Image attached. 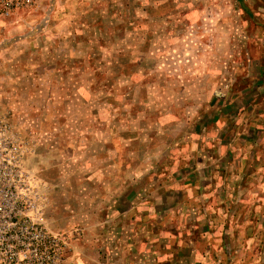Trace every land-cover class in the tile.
Wrapping results in <instances>:
<instances>
[{"label": "rangeland", "instance_id": "rangeland-1", "mask_svg": "<svg viewBox=\"0 0 264 264\" xmlns=\"http://www.w3.org/2000/svg\"><path fill=\"white\" fill-rule=\"evenodd\" d=\"M94 1L0 20V119L19 137L34 219L70 233L64 264H264L254 148L201 176L185 144L193 94L247 67L225 123L253 118L243 145L259 134L264 0Z\"/></svg>", "mask_w": 264, "mask_h": 264}, {"label": "built area", "instance_id": "built-area-1", "mask_svg": "<svg viewBox=\"0 0 264 264\" xmlns=\"http://www.w3.org/2000/svg\"><path fill=\"white\" fill-rule=\"evenodd\" d=\"M40 0H0V20L30 11ZM19 137L0 119V264H64L70 233L34 219L29 175Z\"/></svg>", "mask_w": 264, "mask_h": 264}, {"label": "crops", "instance_id": "crops-1", "mask_svg": "<svg viewBox=\"0 0 264 264\" xmlns=\"http://www.w3.org/2000/svg\"><path fill=\"white\" fill-rule=\"evenodd\" d=\"M44 1L43 8L45 13L52 16L55 12L57 16L64 17L73 16L77 9L82 10L90 5L94 0H42ZM95 2V1H94ZM42 7V6H41ZM56 18V17H55ZM51 20V19H50ZM257 39V37H256ZM249 61L253 64L261 59L253 58L248 52ZM244 72V73H243ZM250 69L248 67L242 71L241 69L229 70L230 80L223 84L220 80L207 81L206 86L194 95V133L190 134V138L185 144H193L191 153L189 151V157L194 163V167L201 176V168L205 166L218 167L216 163H222L223 161H230L229 157L232 154H239L238 158L242 161L249 160L254 157L250 155L248 157V150L253 149L255 152L256 161L264 164V107L261 105L255 106L254 111L258 116L259 134L253 138L251 135L246 137L244 145L241 138V127H246L250 120H246V123L239 124L235 128L231 127V124L227 125L225 120L228 119V114L236 112L240 105L244 102V95L248 93L246 91L251 88L253 80L249 78ZM196 81V80H195ZM199 83H194L196 88ZM201 94V95H200ZM200 97L202 104L200 105ZM223 102L219 106H215V101ZM196 104V105H195ZM244 107L240 110L243 111ZM228 113V114H227ZM238 113V112H236ZM227 117V118H226ZM233 117V116H232ZM232 121V119H230ZM230 123V122H229ZM232 123V122H231ZM200 129H203L202 131ZM246 129V128H245ZM239 138V139H238ZM238 146V147H237ZM237 147V148H236ZM246 150V151H244ZM259 151V152H258ZM244 154L245 157H242ZM187 156V158H188ZM248 158V159H246ZM216 160V162H215ZM220 163V164H221ZM216 165V166H215Z\"/></svg>", "mask_w": 264, "mask_h": 264}]
</instances>
